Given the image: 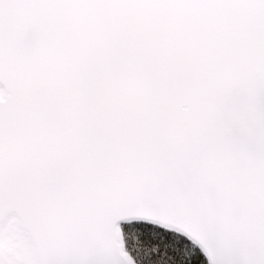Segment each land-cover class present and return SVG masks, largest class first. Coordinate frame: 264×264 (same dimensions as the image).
Here are the masks:
<instances>
[{
	"label": "snow or ice",
	"instance_id": "1",
	"mask_svg": "<svg viewBox=\"0 0 264 264\" xmlns=\"http://www.w3.org/2000/svg\"><path fill=\"white\" fill-rule=\"evenodd\" d=\"M0 264H264V0H0Z\"/></svg>",
	"mask_w": 264,
	"mask_h": 264
}]
</instances>
